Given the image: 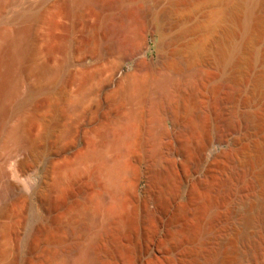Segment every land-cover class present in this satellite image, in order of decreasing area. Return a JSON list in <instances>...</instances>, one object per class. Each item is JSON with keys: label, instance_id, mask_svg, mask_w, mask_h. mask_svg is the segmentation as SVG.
Listing matches in <instances>:
<instances>
[{"label": "rangeland", "instance_id": "obj_1", "mask_svg": "<svg viewBox=\"0 0 264 264\" xmlns=\"http://www.w3.org/2000/svg\"><path fill=\"white\" fill-rule=\"evenodd\" d=\"M172 2L173 0H142L138 3H128L133 11L131 23L136 26L133 25V29L142 27L144 24V28L147 26L146 39L144 40L146 46L143 48L144 51L142 49V53L139 54V50L133 46H136L142 40L135 34L132 41L133 45L131 44L133 47L131 48L133 50L134 48L136 49L134 50L133 58L119 67L120 54L117 53L115 48H105L110 38L106 30L100 26L97 12H94V6L91 4L83 7L75 15L72 12L73 0H11L10 2L6 0L7 5L4 4L5 8L0 12V36L4 35L5 32L16 33V30L21 31H18V33L23 35L25 30H27L26 26L28 24L24 21L22 22L23 19L16 16L18 12L28 13L34 10L38 13V17L37 21L35 20L36 23L34 21L32 26L33 38L35 39L30 42L35 49L34 55L22 58L20 61L19 75L24 80H27L22 84L24 85L22 88L20 86V91L17 90V93L13 92L15 94H10L12 93L10 92L7 96H5L6 94L2 95L3 99L0 96L2 99L0 100V162L3 159L2 152L6 143L4 140L10 138L17 128L16 125L18 126L21 123L23 132L25 130V134L34 140L33 147H36L41 155L38 171L33 175L31 181L35 184L39 183L46 167L49 168L50 174L46 189L43 192L35 193L29 190L28 197L14 198L9 203L6 214L0 217V264H62L64 255L62 253L61 255L57 248L49 245L50 239H47L49 235L35 236L32 233L35 228L41 225H49L51 222L53 231H57L58 228H64L66 225L68 226L67 215L69 214V209L75 206L84 197L83 195L90 196L94 193H106L105 195H108L107 187L103 183L104 178L97 171L100 161L89 162L82 165V167L74 164L75 159L87 149L88 144H98L103 150H106L105 153L109 157H121L125 162H134L135 166L130 164L132 167L128 166V168L131 172H136L138 176L135 192L132 194L125 192L120 195V198H123L127 208L133 206V211L135 212L132 211V213L136 219L137 228L135 227L134 231L125 235L126 237H124L123 241L128 244H136L137 264H148L152 258L164 259L167 253L172 256L177 255V250L172 251L170 249L174 239L169 234V230L177 229L184 222L186 217L184 212H182V207L188 205L192 200L191 189L193 186L195 187V185L197 186L206 181L214 185L225 178V170L216 162V160H220L221 153L251 140L264 143V131L253 133L250 127L252 124L251 115L264 114V80H260L261 82L257 83L259 85L255 91L256 93L253 96L249 95L250 89L255 85L254 81L256 82L257 76L261 72L264 73V63L260 61L259 53L253 58L252 68L244 81V90L230 105L232 111L234 108V114L236 113L237 125L230 132L225 142L218 143L215 137L218 130L217 126L220 124L218 120H220L222 113L216 106L215 98L221 91V83L228 81L233 74H240L243 67L236 66L235 68L230 61L219 65L213 57V50L218 45V38H223L221 37L223 36L221 31L219 32L218 29V19L221 20L223 6L218 0H197L193 2L194 4L192 3V5L188 6L189 8H176L177 10ZM233 5L234 3L231 1L227 4V7H232ZM258 7L256 6L257 10L259 9ZM225 21L222 23L225 22L226 24L221 23L223 25L221 26L230 29L231 24L227 20ZM198 22H203L201 24H204L203 26L206 28L203 27L198 33L199 35L187 33L186 28ZM24 26L26 29L22 30V28H25ZM262 30L257 31L253 36L254 41H257L255 47L258 52L264 50V28ZM193 38L202 45L201 56L205 60H202V64V61L196 60V62H191L186 67H181L176 59L185 55V51L181 48H183L184 43H187V40L189 42ZM235 41L239 42L241 38ZM160 45L163 46V54H172L171 56L176 61L168 69V73L171 75L182 76L194 70L199 64L204 69L206 68L205 70H210L208 72L214 74L203 96L205 101L203 102L209 111V117L204 126L205 131L203 130L205 133L201 131V144L208 143L209 147L203 155L195 152L188 164L183 163L184 153L180 148L176 132L178 127L185 122L186 118H183L185 115L178 114L177 118L168 116L166 128L170 133V137L167 141L163 140V142H157L155 145L151 140V133H149L151 129L148 131L149 128H147L149 127L147 125L149 119L144 117L146 108L140 102V98L122 96L123 80L121 77L129 71H136L140 67L139 71H137L140 80L147 82L149 79L147 73L150 70L149 68L152 69L158 65ZM152 57L154 58L153 63L150 62ZM140 58H143L146 63L144 62L145 66L137 68L136 66L141 63L137 64ZM44 63L51 70L61 66H63V69L65 67L63 77L58 82H53L52 79L44 77L42 82L49 89L47 88L37 98L31 99L32 102L31 100L29 101L31 104L29 103L25 107L27 110H22L20 113L18 107L26 97V83L37 82L36 79L39 80L40 76L37 77L36 70H38L40 64ZM210 85L220 91L213 89ZM33 100L37 103L41 111L38 114L41 116L32 113V108L35 104ZM54 104H59L64 116L60 127L69 128V133L62 137L59 132L60 128L53 132V136L48 141L47 137L41 135L45 129L44 117L48 116V113L50 114V109L51 111L53 110ZM70 105L76 106V110L68 111V106L70 107ZM131 109L136 110L137 113L144 117L142 122L136 123L138 129L135 132H138L131 137L132 139L128 138V140L122 141L118 148L120 150H114L106 146L104 144L105 140L101 135L109 131L110 128L111 130L115 129L118 117L129 113ZM86 111L90 113L87 114ZM246 129L248 130L246 131ZM78 136L79 141L77 140ZM200 138L196 140L197 142L193 141L191 147L195 149L196 146L201 145ZM76 141L77 147L74 151V156L72 155L71 158L65 161H49L50 155L55 151L54 145L59 144L61 147H67L71 144L73 145ZM152 146H156L166 152L172 151L173 159L175 158L176 162L175 171L176 173L178 172V179L176 182L177 187L175 186L176 189L174 188L164 201L152 200L146 204L156 211L158 220L155 225L156 234L152 238L153 240L145 242L140 235L142 229L141 216L145 209L143 199L146 195L145 191L149 181V156ZM119 152L124 154L121 156ZM64 165L66 171H64L65 169L63 170ZM66 165L70 166V173L67 172ZM12 167L13 165L10 166V169ZM78 167L81 171H74ZM253 168L242 179L245 182L241 180L240 184L238 183L235 195L223 200L219 209H217L220 213L231 210L232 214H235L231 219L233 222L237 220L236 215L247 210L248 203L253 202V200V203H249L251 206L254 205L249 211L250 214H255L256 208L264 207V182L256 183L253 186L254 189L252 188L246 192L243 188L246 180L254 179L257 173L264 168V157ZM127 177L125 181L128 179L129 182ZM128 182L126 183L128 184ZM31 231L32 233H30ZM212 234L213 232L208 233V235ZM64 235V239L62 238L63 241L60 243L62 247L73 244V237L71 238L67 234ZM86 241H88L87 237H84L81 242L85 245L87 244ZM169 249L170 251H168ZM122 262V260H116L115 264H124Z\"/></svg>", "mask_w": 264, "mask_h": 264}, {"label": "bare ground", "instance_id": "obj_2", "mask_svg": "<svg viewBox=\"0 0 264 264\" xmlns=\"http://www.w3.org/2000/svg\"><path fill=\"white\" fill-rule=\"evenodd\" d=\"M10 1L8 0V2ZM140 1L142 0H73L72 12L75 15L88 4L94 6V12H97L100 26L106 30L110 38L105 48H115L117 53L120 54L119 67L133 58L134 50H139L137 52L140 54L146 46L144 40L146 39L147 26L144 28V24L142 27L133 29L134 24L131 23L133 11L128 4ZM195 1L197 0H173L172 4L175 9H184V7L192 5ZM231 1H233L234 5L227 7V4ZM218 2L223 6V14L221 20L218 19L219 27H217L219 32L221 31L223 35L221 37L223 38H218V45L213 50V57L219 65L230 61L235 68L236 66L243 67L240 74H233L228 81L221 83V91L210 85L213 89L220 91L215 98L217 104L215 105L222 114L220 120H218L220 124L217 126L218 130L215 138L218 143H223L237 125L236 113L234 114V108L232 111L230 105L244 90V81L252 68L253 58L259 53V59L264 63V50L261 49L262 51L259 50L260 52L256 50L255 44L257 41H254L253 37L257 31L264 28V0H218ZM4 4H6V0L5 3L4 0H0V12L5 8ZM256 6H259L258 10ZM37 14L34 10L28 13L18 12L16 16L29 25H25L27 30H25L23 35L18 33L19 30H16V33L5 32L4 35L0 36L1 97L5 94V96L9 95L8 93L10 92H12L10 94H15L13 92L17 93V90L20 91V86L22 88L24 86L22 84L27 80L26 78L24 80L19 75L20 61L22 58L34 55L35 49L30 42L35 39L33 38L32 26L34 25L33 22L37 21ZM225 20L231 24L230 29L222 27V24H226ZM223 21L225 22L222 23ZM201 23L189 25L186 28L187 33L197 35L205 27ZM26 27L22 28V30L26 29ZM135 34L142 41L137 44L138 46L136 45L137 47L133 46L136 48L133 50L132 41ZM194 38L184 43L181 49L185 51V55L176 59L181 67H186L191 62H196V60H205L201 56L202 45ZM239 38H241V41L236 42L235 40ZM171 55L163 54V46L160 45L158 65L152 69L149 68L150 70L147 72L149 79L147 82L141 81L137 72L139 71V66H145V60L140 58L137 64L141 63L136 66L139 68L121 77L123 80V90L121 91L123 97L140 98V102L146 108L144 117L149 119L147 124L149 127L147 128H149L148 131L151 129L149 133H151V140L155 145L157 142L167 141L170 137V133L166 128L167 117H176L178 114L185 115L183 117L186 118L185 122H182L183 124L178 127L176 132L180 148L184 153L183 163L188 164L195 152L203 155L209 147L208 143L201 144V131L205 129L204 126L209 117V111L205 106L203 96L214 74L208 72L210 70L204 69L201 65L202 61L194 70L182 76L171 75L168 73V69L176 62ZM62 67L51 70L45 63L40 64L38 70H36L37 77L40 76L39 80L36 79L37 82L26 83V97L22 103L20 102L21 104L18 107L20 113L22 110H27L25 107H27L31 99L37 98L38 95L48 88L42 82L44 77L52 79L53 82H58L62 79L63 72H65V67L64 69ZM255 80V85L253 84L254 86L249 91L250 96L256 93L255 91L259 85L257 83L260 80H264V73L261 72ZM1 97L0 100L3 99ZM34 106L32 113L38 114L41 112L37 103ZM53 106V110L51 111L50 109V114L48 113V116L44 117L45 129L41 135L47 137L48 141L53 136V132L61 128L60 124L64 117L59 104H54ZM75 107L73 105L68 106V111H74ZM89 113L87 112V114ZM144 117L132 109L129 113L119 116L116 120V128H112L113 130L110 128L109 131L101 135L105 140V143H103L114 150H120L118 149L119 144L126 139L128 140V138L132 139L131 137L138 132H135L138 129L137 122H142ZM250 119L252 121L251 132L264 131V114L251 115ZM22 126L21 123L18 126L16 125L17 128L14 134L11 137L9 136L8 141L4 140L6 143L2 152L3 159L0 162V217L6 214V209L14 198L28 197L29 190L35 193L43 192L49 180V168L46 167L39 183L35 184L31 181L33 175L38 171L41 155L38 152L39 150L33 147L34 140L25 134V130L23 132ZM60 130L62 137L69 133V128L65 127ZM199 138L201 145L196 146L194 149L191 147V143L199 140ZM77 140L79 141V136ZM97 145L88 144L87 149L79 154L74 164L82 167V165L89 162L100 161L97 171L104 178L103 183L107 187L108 195L94 192L90 196L83 195L84 197L69 209V216L67 215L69 225H66L67 227L53 231L51 222L49 225H41L35 228L33 233L32 231L30 233L35 236L49 235L50 237H47V239H50L49 245L57 248L58 252L64 255L62 264H115L116 260H122L124 264H137L136 244H128L123 241L124 237H126L125 235L134 231L136 227L137 222L132 213L134 208L133 206L127 208L123 198H120V195L125 192H130V194L135 192L138 176L136 172L133 170L131 172L128 168L134 162L127 161V163L121 157H109L105 153L106 150ZM76 147L77 141L67 147H61L59 144L54 145L55 151L50 155L49 161H65L71 158ZM119 153H121V156L124 154L123 152ZM263 157L264 143H259L255 140L223 151L220 155V160H216V162L225 170V178L218 184L213 185L206 181L197 186L195 185V187L193 186L191 189L192 200L189 204L187 203L188 205H183L184 207H182V212H184L186 217L184 222L177 229L169 230V234L174 239L170 249L172 251L177 250V255L172 256L167 253L164 259L152 258L148 264H264V207L260 206L256 208L255 214H250L249 211L254 205H249L252 202H249V199L247 210L238 213L235 222L231 220L235 215L232 214L231 210L224 213H220L217 210L223 200L235 195L238 183L250 173L253 166L262 161ZM149 158V181L145 191L146 195L143 199L145 209L141 216L142 229L140 232L145 242L153 240L152 238L156 234L155 225L158 220L156 211L146 204L152 200L164 201L175 186L177 187L176 182L178 179V172L176 173L175 171L176 162L175 158L173 159L172 151L166 152L156 146H152ZM9 165H13V167L10 169ZM133 166L135 165L133 164ZM67 170L69 172L70 166H67ZM77 170L78 172L81 171L79 167L74 171ZM126 177L129 178V182L128 179L125 181ZM262 182H264V168L257 173L254 179L246 180L243 185L244 191H249L256 183ZM248 194L250 193L248 192ZM209 232H213V234L208 235ZM64 234L71 236V238L73 237V244L62 247L60 243L63 241ZM84 237H87L88 240L85 245L81 242Z\"/></svg>", "mask_w": 264, "mask_h": 264}, {"label": "water", "instance_id": "obj_3", "mask_svg": "<svg viewBox=\"0 0 264 264\" xmlns=\"http://www.w3.org/2000/svg\"><path fill=\"white\" fill-rule=\"evenodd\" d=\"M150 62H151V63L154 62V58H153V57L150 59ZM131 72H133V71H129L128 73H131Z\"/></svg>", "mask_w": 264, "mask_h": 264}]
</instances>
